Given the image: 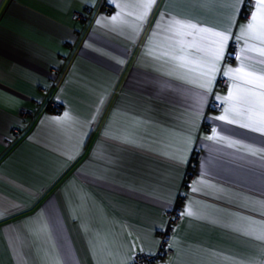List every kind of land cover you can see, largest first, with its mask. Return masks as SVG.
Returning <instances> with one entry per match:
<instances>
[{"label": "crops", "instance_id": "1", "mask_svg": "<svg viewBox=\"0 0 264 264\" xmlns=\"http://www.w3.org/2000/svg\"><path fill=\"white\" fill-rule=\"evenodd\" d=\"M118 2L137 23L142 0ZM116 11L106 0H0V264H130L157 252L177 199L196 215L172 228L173 253L149 264H264L262 243L235 230L240 217L264 220V152L240 146L264 149V136L211 119L226 77L200 103L202 89L147 54L161 13L227 30L233 0H157L139 35L107 22ZM232 43L222 66L240 64L243 42ZM247 55L264 74V58ZM213 127L239 144L204 139Z\"/></svg>", "mask_w": 264, "mask_h": 264}, {"label": "snow or ice", "instance_id": "2", "mask_svg": "<svg viewBox=\"0 0 264 264\" xmlns=\"http://www.w3.org/2000/svg\"><path fill=\"white\" fill-rule=\"evenodd\" d=\"M86 3H95L96 0H85ZM109 5H113L118 11L108 18V23L113 27L128 25L139 35L137 29L141 28L146 22L148 14L157 0H142L141 3L135 5L138 13L135 14L137 23L130 24L125 15L131 16L133 13H125V9L129 7L122 4L118 0H106ZM202 6H207L213 0H196ZM234 15L232 17V27L227 30H218L216 28L193 22L189 19L179 18L175 15L161 13L160 19L154 26L149 38L148 52L153 59L161 60L171 66L169 75L175 73L178 79L185 80L187 83H194L203 91L198 94L199 102L202 103L206 99V95H213L214 84L218 74L226 77L230 82L226 95H216L215 99L220 102L222 111L220 115L213 116L211 119L223 121L227 124H234L240 128L248 129L252 132L259 133L264 136V74H258L255 71L247 69L244 60H254L255 57L248 56L247 53H255L257 56L264 58V0H233ZM245 10H249L250 14L244 16V23L237 24L238 18ZM104 17L98 18L96 23L100 24ZM166 19V23L162 27L161 21ZM238 26V33H234L232 28ZM162 37V42L158 46L152 45L154 37ZM230 40H234L237 45L243 42V45L235 53V59L240 61L237 67L222 66V62L231 58L232 53L228 52ZM157 47L159 51H157ZM264 64V59L258 61ZM189 74H195V78H191ZM54 122L60 124L69 121L71 118L68 112L61 117H53ZM116 139L117 137H113ZM210 141H225L228 147H234L239 141L220 136L215 127L212 128L211 134L204 137ZM125 143H133L134 141L125 138ZM247 149L251 155L258 152H264V149H257L250 145H240ZM178 162H184L183 158H177ZM204 183V181H199ZM195 192L198 189L193 187ZM264 215V213H261ZM183 216H194L191 206H185L180 213ZM246 220L247 224L237 226L236 231L242 235L254 238L264 246V220H255L249 217H240ZM162 231L164 237L163 243L167 244L168 249L172 248V244L168 242L166 231ZM161 243V241H157ZM135 249V245H133ZM144 249L140 248L139 252ZM135 255V254H134ZM148 255H155L149 252ZM125 264H128L126 261ZM135 264V258L132 260Z\"/></svg>", "mask_w": 264, "mask_h": 264}, {"label": "built area", "instance_id": "3", "mask_svg": "<svg viewBox=\"0 0 264 264\" xmlns=\"http://www.w3.org/2000/svg\"><path fill=\"white\" fill-rule=\"evenodd\" d=\"M105 9H109L108 6H104ZM80 16V14L76 13L74 14V18H78ZM235 43H232V46L235 47ZM225 80L224 79H218V84H224ZM211 106L214 108H217V110H221L222 106L220 105L219 101L216 100H211L210 101ZM50 106L55 109V110H59L58 105L55 102L50 103ZM183 211L182 209V202L181 200L177 199L174 204L166 210V218H167V226L165 229L166 231V237L168 238V242L171 243V230L174 226H176L180 220H181V215L180 213ZM159 238L161 241V243H159L158 246V250L155 253V255H147V254H136L132 257L135 258V264H149L153 261H158V260H162L163 258H166L168 256H170L173 253V249H168L167 244L163 243V239L164 237L162 236V231L160 232ZM132 260L131 263L132 264Z\"/></svg>", "mask_w": 264, "mask_h": 264}, {"label": "rangeland", "instance_id": "4", "mask_svg": "<svg viewBox=\"0 0 264 264\" xmlns=\"http://www.w3.org/2000/svg\"><path fill=\"white\" fill-rule=\"evenodd\" d=\"M232 46V45H231ZM233 47V46H232ZM229 60V59H228ZM222 79V78H221ZM226 83V81L224 82V84ZM220 86H221V84H219ZM211 101V100H210ZM214 108V107H213ZM215 109H217V108H215Z\"/></svg>", "mask_w": 264, "mask_h": 264}]
</instances>
